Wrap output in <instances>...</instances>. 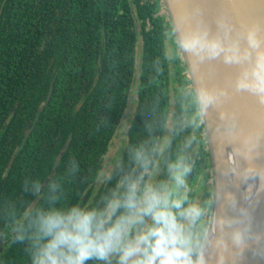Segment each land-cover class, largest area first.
<instances>
[{
  "label": "trees",
  "instance_id": "obj_1",
  "mask_svg": "<svg viewBox=\"0 0 264 264\" xmlns=\"http://www.w3.org/2000/svg\"><path fill=\"white\" fill-rule=\"evenodd\" d=\"M160 8L161 0H0V264H29L27 243H14L11 229L47 206L51 182L64 202L95 203L142 171L131 158L136 149L160 150L158 179L183 153L181 115L193 110L178 89L179 120L164 142L171 113L165 41L173 26ZM124 119L127 143L95 195ZM204 130L203 120V144ZM203 144L195 164L209 167ZM195 172L193 164L191 185ZM212 195L206 188L202 199Z\"/></svg>",
  "mask_w": 264,
  "mask_h": 264
},
{
  "label": "clouds",
  "instance_id": "obj_2",
  "mask_svg": "<svg viewBox=\"0 0 264 264\" xmlns=\"http://www.w3.org/2000/svg\"><path fill=\"white\" fill-rule=\"evenodd\" d=\"M219 25L224 30L223 37L210 36L206 28L199 26L190 32L173 28L170 39L175 55L191 57L192 69L197 62L218 57L227 64L241 65L234 89L250 93L264 105V37L259 26H249L232 38L230 26L223 18ZM240 38L244 40L243 47ZM226 95L223 88L210 89L198 84L186 92L184 98L193 110L187 121L193 129L189 145L201 143L195 133L202 128L203 115ZM234 126L233 120L228 131ZM244 145L246 157L255 146L251 135L245 138ZM159 152L136 149L131 158L142 171L123 177L95 203L64 202L55 195L59 185L51 182L47 206L26 212L27 222L11 229L14 243H27L29 264H208L205 253L209 249L215 252L216 264H225L229 240L238 252L243 250L246 239L259 241L260 236L250 232V220L244 230L233 229L224 236V227L231 221L215 217V226L221 232L216 235L212 223L215 196H193L194 189L188 180L193 164L181 152L166 163L158 179L160 169L155 155ZM230 169L233 174L237 171L235 166ZM240 173L239 179L258 181V191L264 190V169L249 164ZM110 178L101 173L98 181ZM39 190L37 182L34 193ZM227 199L234 207V197L229 195ZM260 252L264 254V250Z\"/></svg>",
  "mask_w": 264,
  "mask_h": 264
},
{
  "label": "water",
  "instance_id": "obj_3",
  "mask_svg": "<svg viewBox=\"0 0 264 264\" xmlns=\"http://www.w3.org/2000/svg\"><path fill=\"white\" fill-rule=\"evenodd\" d=\"M164 3L173 28H179L181 32H190L199 26L206 28L210 36L223 37L224 30L219 25V20L223 18L230 26L229 36L232 38H237L239 32L252 25H258L260 35L264 37V0H164ZM240 43L243 47V38H240ZM183 56L194 86L198 84L210 89L223 88L227 91V95L222 97L219 103L209 107L203 115L213 168L214 231L216 235L221 234L220 229L215 226V217H224L229 219L231 224L225 225L222 235L227 236L233 229L244 230L250 220V232L260 236L259 241L246 239L241 252H238L229 240L225 264H264V254L260 252L264 250V190H259L254 204L252 200L244 215V181L238 178L240 171L248 166L249 155L259 154L261 169H264V105L259 104L250 93L237 91L240 106L250 116L251 125L255 129L252 138L257 143L246 157H243L245 145L241 147L239 167L233 174L226 152L225 136L227 126L231 124L229 117L235 115L234 108L237 105L235 100L237 94H233V82L242 66L227 64L223 62L222 57H218L197 62L192 69V58L187 54ZM49 182L50 178L45 181L44 187ZM229 195L235 199L234 207L228 202ZM1 252L0 247V254ZM205 255L209 257L208 264H216L213 250H207Z\"/></svg>",
  "mask_w": 264,
  "mask_h": 264
},
{
  "label": "rangeland",
  "instance_id": "obj_4",
  "mask_svg": "<svg viewBox=\"0 0 264 264\" xmlns=\"http://www.w3.org/2000/svg\"><path fill=\"white\" fill-rule=\"evenodd\" d=\"M159 15L161 17H164L165 19L170 18L168 9L166 8V5L164 3V0H161V8L159 11ZM170 33L171 31H168L166 34V53L168 55L169 59V66H170V88H171V104H170V117L168 120V126L166 130V136L164 138V142L168 143L170 140V137L172 135L173 130L176 128V123L179 120V115L176 111L177 106V100L175 99V93L176 89H178L179 92L186 93L187 91H190L192 87H194V84L191 80V76L188 73L187 69H185V65L181 62H177V56L175 55L173 51V44L170 39ZM180 60H184V56L182 53L179 55ZM186 102V100H185ZM130 113V110L128 111ZM192 115V114H191ZM187 112H184L181 116L183 118V127L181 130V139L182 141V149L183 154L189 159V162L194 164L196 166V172L194 174L197 175L196 183L193 186V196L195 198L202 199V195L204 193V190L206 188H210L213 190V168H212V162H211V155H210V146L207 138L206 129L201 132V135L204 136L207 140L205 141V144L192 142L191 145L187 143L188 139L193 133V129L188 126L187 121L191 117ZM127 130H128V120H123L122 128L120 129V133L113 139L112 145L109 149V152L104 158V166L102 169V173L104 176L110 175L111 171L114 169L115 165L118 163V157L120 152L125 147L128 137H127ZM197 136H199L200 133L198 131L195 133ZM200 144H203L204 150L206 152H209V157L206 156L205 161L210 164L209 167L205 166V162H202V164H195V159L197 161L198 157V151ZM198 163V162H196ZM195 169V168H194ZM190 178V174L188 176V180ZM107 181V180H106ZM106 181L99 182L97 181L94 185V194L96 195L98 191L102 188V186L105 184ZM190 182V181H189ZM213 196V195H212Z\"/></svg>",
  "mask_w": 264,
  "mask_h": 264
},
{
  "label": "bare ground",
  "instance_id": "obj_5",
  "mask_svg": "<svg viewBox=\"0 0 264 264\" xmlns=\"http://www.w3.org/2000/svg\"><path fill=\"white\" fill-rule=\"evenodd\" d=\"M233 82V81H232ZM233 94L236 95L237 105L234 108L235 115H231L229 117L230 122L233 120L235 121V126L231 129V132L227 131L225 136V146H226V152L229 159L230 166H235L237 169L239 167V160L241 157V147L244 145V140L249 135L252 136L254 134V128L251 125L250 122V116L245 113V111L242 109V106H240V98L238 96V92L234 89ZM255 143L257 141L253 138ZM242 141V142H241ZM232 146V149H231ZM240 149L239 152H235V149ZM236 155V157H235ZM249 164H255L257 167L261 168V160L259 157V154H253L252 156L249 155L248 158V165ZM258 186L259 182L254 180H248L247 182H244V192H245V208L243 211V214L245 215V209L249 206L248 204L252 202L254 204V199L256 195L258 194Z\"/></svg>",
  "mask_w": 264,
  "mask_h": 264
},
{
  "label": "flooded vegetation",
  "instance_id": "obj_6",
  "mask_svg": "<svg viewBox=\"0 0 264 264\" xmlns=\"http://www.w3.org/2000/svg\"><path fill=\"white\" fill-rule=\"evenodd\" d=\"M0 247H1V246H0ZM1 248H2V247H1ZM2 252H3V248H2ZM2 252H1V254H2ZM1 254H0V255H1Z\"/></svg>",
  "mask_w": 264,
  "mask_h": 264
}]
</instances>
